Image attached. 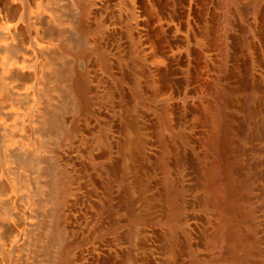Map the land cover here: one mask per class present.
Here are the masks:
<instances>
[{"label": "bare ground", "instance_id": "bare-ground-1", "mask_svg": "<svg viewBox=\"0 0 264 264\" xmlns=\"http://www.w3.org/2000/svg\"><path fill=\"white\" fill-rule=\"evenodd\" d=\"M12 1L0 0V28L6 30L7 39L16 36L22 18L16 19L14 12L17 9L11 4ZM72 2L81 19L86 16L92 18L93 24L95 21L97 27L106 29L107 35L112 36L111 40L115 34L120 36L117 38L121 39L131 58V67L133 65L126 79L129 82V89L125 90L127 96L123 92L128 98L125 107H121L119 135L109 137L110 140H116L113 145L117 153L119 180L116 188L120 215L114 223L112 220L113 225L109 227L114 235L112 241H104V236H101L103 241L100 239V243L92 250L95 251L92 254L93 263L105 264L106 260L114 256V264H256L260 246V237L257 238L256 233L261 228L262 209L259 204L260 211L255 207L258 195H254L253 182L250 184L248 170L251 167L247 165V159L251 152H254V157H257L255 153L264 154V0ZM24 42L16 44L21 48ZM4 46L8 47L6 43ZM119 47L122 48L120 44ZM15 53L18 55V51ZM12 56L4 63L0 61V76L8 74V79L22 76V68L26 66L22 65L21 58ZM200 106L205 108V113L195 118V110H201ZM152 109L160 116L158 124H154L156 129L153 138L152 131H149L151 123H154L151 116L155 112L152 111L150 115ZM190 118H194L191 119L193 122H190ZM197 124H200L201 129L207 127L206 131H209V151L214 162L212 168H206V183L202 188L211 202L203 204L200 209L197 201L201 200L196 197L202 194L197 196L199 192L193 186L196 184H192V170L189 171L188 167L186 170L176 159L179 146L182 145H179V141L191 133L187 131L195 130ZM113 133L111 136H114ZM192 134L196 136V132ZM102 135L101 142L106 140L110 146L108 137L105 139L107 134L104 132L105 137ZM186 139L189 138L186 136ZM190 150L189 154L192 153ZM64 153L65 160L72 155ZM249 165L252 166L251 163ZM255 184L254 187L257 186ZM205 192L203 195H206ZM77 215H74V219ZM213 219L220 223V236L210 238L203 245L200 236L211 226L208 223L211 224ZM76 223L75 219L69 226V223L64 226L66 235H70L71 239L78 229ZM4 229L5 232L0 234V243L4 241L2 244L8 249L5 251L0 245L2 250L10 252L12 256V252L21 248L23 236L13 233L16 236L11 237L12 230L9 227ZM58 235L59 232L56 233ZM183 237L189 240L188 260H181V251L178 252L180 244L184 242H181ZM75 242L73 240L65 249L62 247L64 250L60 248L61 252L56 253L48 264L74 261Z\"/></svg>", "mask_w": 264, "mask_h": 264}, {"label": "rangeland", "instance_id": "rangeland-1", "mask_svg": "<svg viewBox=\"0 0 264 264\" xmlns=\"http://www.w3.org/2000/svg\"><path fill=\"white\" fill-rule=\"evenodd\" d=\"M72 1L30 0L29 3L27 0L22 2L13 0L11 4L15 6V9L20 10L14 12L16 19H20L22 16L19 23L20 29L14 38L7 39L6 30L0 28V61L4 63L6 59H10L14 55L15 58H21L23 66L26 65L22 66V76L10 79L7 78L8 74L2 75L3 78L0 76V234L5 232V227H9L12 230L11 237L15 234L23 236L21 248L17 249L18 251L16 250L15 253L12 252V256L10 252H5L8 248L2 244L4 241L0 243L5 250H2L0 245V264H48L57 255L56 253L64 250L73 240L76 241L74 251L76 256L74 261L66 264H96L92 260L94 259L92 254L95 252L92 250L100 241H107V239L112 241L114 235L110 232L111 228L109 227H112L120 215L116 188L119 180L118 163L117 153L114 152L116 146L113 145L116 140L112 138V143L110 138L119 135L122 123V119H120L122 117L119 116H122L120 114L128 98L125 97L129 89V82L126 79L131 73L133 65L131 67V58L122 45L120 36L115 34L111 40L112 36L107 35L106 29L97 27L95 21L93 24L92 18L86 16L81 19V16L77 15L79 14L78 10ZM21 5L27 8L24 9ZM104 33H106L105 36ZM118 36L119 38H117ZM41 38H44L43 41ZM45 38L48 40L46 41ZM14 40L18 43L25 40L23 47L20 48L18 46L20 43L16 44L17 42ZM118 40L119 43H117ZM4 42L8 47L4 46L3 48ZM30 44H33L34 47ZM111 44L117 46L113 47ZM119 44L122 48L119 47ZM9 45H11L10 48ZM13 47L20 48V50ZM114 49L119 51H114ZM17 51L18 55L15 53ZM110 51L113 52L110 53ZM14 56L12 57L14 58ZM110 56L113 60L110 59ZM76 102L77 104H74ZM159 102L157 103L161 105L162 102ZM84 105L86 110H84ZM119 107H122L121 110ZM203 108L201 110L196 108L195 118L203 116L201 115L205 113V108ZM152 111L155 112L152 109L151 112L149 111L150 115ZM153 114L151 119L154 123L150 124L151 128L149 127L150 133L152 131L151 135H154L155 125L160 121V116L156 112ZM191 119L194 120V118H190V122H193ZM118 122L119 124H116ZM197 125L195 130L192 129L194 132L187 131V133H191L185 135V139L186 136L189 139L179 141V145L180 143L186 144L185 146L181 145L182 147L179 146L178 150L181 153L177 152L176 159H179L177 161L181 162L186 170V167L189 171L192 170L190 171L191 174L193 173L192 184H196L193 186H196L195 190L199 192H196L197 196L202 194V197H196L201 200L197 201L198 209H200L203 204L211 202L210 197L202 188L206 183L204 181V179L206 180V168H212L211 165H214V162L212 153L209 151L211 150L209 131L208 129L206 131L207 127L201 129L200 124ZM78 129L79 131H77ZM104 132L107 134L106 137ZM195 132L196 136L192 134ZM112 133L114 136H111ZM101 135L105 139L108 137L107 141L110 142V146L106 140L101 142ZM187 143L190 144L187 145ZM186 147L191 149L190 153L193 154H189ZM63 151L69 155L72 154L68 160L63 158ZM253 153H250L251 156L253 155L252 157H254ZM255 155L258 157L260 154L255 153ZM262 155L263 157H261ZM262 155L258 158L250 156L248 158L250 160L247 159L249 162L247 165L251 167H248L250 184L253 182L251 186L253 185L252 187L256 189L253 190L254 195H258L255 198V207L262 209L259 208L262 223L261 228L258 229L261 230H257L256 233L257 238L260 237L258 241L260 253L258 252L256 258L258 264H264V154ZM64 162L68 165H65ZM250 163L253 167L249 165ZM262 163L263 165H261ZM185 164L186 166H184ZM65 170L68 171L65 172ZM254 184L257 186L254 187ZM203 191L206 195H203ZM78 213L80 215H77ZM74 215L78 216L75 219L78 224L76 229L79 230H75L76 235L74 233L75 236L73 235L72 240L69 238L70 235H66L64 226L66 227L68 223L69 226L75 220ZM78 219L80 223H78ZM213 221L211 224L208 223V226L211 225L210 228L208 227L205 233L200 236L199 240L203 245L210 238L220 236V223L217 219H213ZM58 232L59 235L56 236ZM182 241L184 242L180 244L178 252L181 251V260H188L189 245L187 244L189 240L187 241L186 237L184 240L183 237ZM187 248L188 250L185 251L184 249ZM111 257L113 260L112 258L108 259L111 262L108 263L106 260L105 264H114V256Z\"/></svg>", "mask_w": 264, "mask_h": 264}]
</instances>
